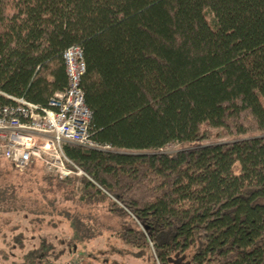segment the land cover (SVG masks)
Returning <instances> with one entry per match:
<instances>
[{"label": "trees", "instance_id": "obj_1", "mask_svg": "<svg viewBox=\"0 0 264 264\" xmlns=\"http://www.w3.org/2000/svg\"><path fill=\"white\" fill-rule=\"evenodd\" d=\"M73 46L91 138L110 149L64 145L88 178L46 173L60 199L106 204L155 264H264V0H0L4 95L47 107ZM209 128L231 140L203 144Z\"/></svg>", "mask_w": 264, "mask_h": 264}, {"label": "rangeland", "instance_id": "obj_2", "mask_svg": "<svg viewBox=\"0 0 264 264\" xmlns=\"http://www.w3.org/2000/svg\"><path fill=\"white\" fill-rule=\"evenodd\" d=\"M208 131L210 137L203 144L231 140L220 130ZM178 149L171 145L162 152ZM45 177L43 166L20 173L0 157V251L10 255L9 261L0 264L22 263L23 256L38 251L42 243L51 248L44 250L36 264H155L152 254L127 247L116 238L128 220L113 216L106 204L83 207L63 202ZM74 236L82 239L70 245ZM16 237L22 247L14 241Z\"/></svg>", "mask_w": 264, "mask_h": 264}, {"label": "built area", "instance_id": "obj_3", "mask_svg": "<svg viewBox=\"0 0 264 264\" xmlns=\"http://www.w3.org/2000/svg\"><path fill=\"white\" fill-rule=\"evenodd\" d=\"M67 88L55 93L47 107L22 98H11L0 92L8 104L0 105V157L17 172L32 165L43 166L45 172L59 180L88 176L65 155L66 144L89 150H109L91 138L92 114L85 104L81 79L85 62L80 47L63 53Z\"/></svg>", "mask_w": 264, "mask_h": 264}]
</instances>
